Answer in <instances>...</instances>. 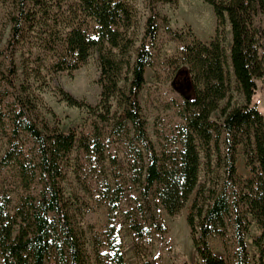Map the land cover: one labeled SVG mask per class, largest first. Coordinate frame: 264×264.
<instances>
[{
	"label": "trees",
	"instance_id": "obj_1",
	"mask_svg": "<svg viewBox=\"0 0 264 264\" xmlns=\"http://www.w3.org/2000/svg\"><path fill=\"white\" fill-rule=\"evenodd\" d=\"M157 1L150 0L151 15L137 45L133 29L137 11L128 0H11L6 50L12 65L5 83L9 88H17L12 79L17 73V52L27 50L28 55L23 63V83L13 94L8 115L0 110L3 126L6 117H11L9 148L0 160V169L15 162L28 185L34 182L38 169L21 142L27 134L40 150L39 164L48 183L41 200L36 202L33 195L27 196L14 217L6 211L8 197L0 199V252L5 264H46L53 251L63 260L68 258L67 264H91L83 232L74 227L60 187V163L68 160L77 142L88 155L104 157L100 127L95 123L93 138L83 136L80 141L75 131L67 133L45 125L44 132L33 119L36 95L32 79L41 78L47 54L55 57L50 66L55 72L72 73L82 68L94 51L100 65L99 103L93 106L59 88L62 98L71 106L88 109L103 122L111 118L112 101H118L123 110L117 123H132L135 138L148 147L145 193L153 189L169 215L177 214L195 193L186 221L203 264H227L212 251L209 239L228 233L235 246L234 264H250L246 236L252 220L259 229L252 242L258 264H264V118L254 101L257 80L264 78V0H202L211 6L216 19L214 36L208 43L182 48V64L177 65L171 80L172 88L182 97L183 125L178 131L181 148L160 154L148 141L140 103L158 37ZM162 19L167 21L166 17ZM226 25L230 30L228 49L224 46ZM125 69L132 73L128 90L121 87ZM178 73L181 81H176ZM230 76L244 99L242 105L232 103ZM214 112L219 113L221 121L212 117ZM238 144L250 167L247 178L237 172ZM202 166L207 185L199 183ZM51 212L56 215L55 221L50 219ZM113 248V264H126L120 243Z\"/></svg>",
	"mask_w": 264,
	"mask_h": 264
},
{
	"label": "rangeland",
	"instance_id": "obj_2",
	"mask_svg": "<svg viewBox=\"0 0 264 264\" xmlns=\"http://www.w3.org/2000/svg\"><path fill=\"white\" fill-rule=\"evenodd\" d=\"M137 11L133 25L137 45L144 36L147 18L151 15L150 0H128ZM11 0H0V110L7 113L12 107L11 99L20 89L24 79L23 63L28 51L20 50L15 56L17 73L12 76L17 88L6 86L11 67L6 50L11 33ZM159 13L157 41L152 48V66L146 69V84L140 94L141 114L145 121L148 141L157 153L172 152L181 148L179 129L183 125L181 116L182 97L171 86L177 65L182 64V48L197 42L208 43L214 36L216 19L212 8L202 0H172L156 2ZM162 17H166L164 21ZM226 49L230 46L229 26H225ZM36 57L37 51L34 52ZM98 52L94 51L88 62L79 70L69 73L55 72L50 68L55 57L47 54L43 59L42 76L33 78V92L36 95V110L33 119L45 132L43 126L63 132L75 131L78 141L83 136L93 138L95 123L100 127L104 157L88 155L77 142L68 156L61 162L63 177L60 187L67 200L72 223L77 231H82L84 243L91 264H113L114 246L120 243L126 264H203L192 244L190 229L186 221L193 193L184 207L175 215H169L154 195L153 189L145 193V175L149 164L147 144L135 138L133 124L119 125L123 110L116 99L112 101L111 118L100 121L88 109L71 106L65 101L59 88L73 94L93 106L100 101L101 86L98 83L100 65ZM134 58V57H133ZM37 62V61H36ZM35 62V63H36ZM188 65V64H187ZM185 65V66H187ZM182 67V66H181ZM121 87L128 90L132 73L125 69ZM181 81L182 75H176ZM231 78L232 103L242 105L244 99L235 90ZM257 109L264 118V78L257 80L254 97ZM225 100L220 102L224 105ZM214 119L221 121L218 112ZM6 124H0V160L9 148L11 117ZM50 131V130H49ZM98 133V132H97ZM25 153L38 169L34 182L28 185L19 166L12 162L0 169V199L8 197L6 211L16 216L27 196L33 195L35 201L41 200L46 190L48 176L40 167V150L33 139L22 136ZM142 153V155H140ZM202 162L205 161L201 151ZM236 167L242 178L251 175L250 167L241 144L236 146ZM206 169L202 166L200 185H207ZM26 206V205H24ZM55 221L56 215L49 214ZM18 221H21L18 218ZM19 226L16 225L15 234ZM259 229L252 220L246 236L250 264H258V252L253 239ZM212 251L234 264L235 246L231 234L226 237L214 235L209 239ZM56 251L52 252L46 264H67ZM0 264H5L0 252Z\"/></svg>",
	"mask_w": 264,
	"mask_h": 264
}]
</instances>
